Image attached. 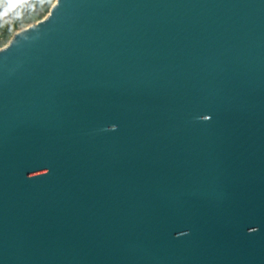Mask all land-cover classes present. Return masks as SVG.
<instances>
[{"label": "water", "instance_id": "obj_1", "mask_svg": "<svg viewBox=\"0 0 264 264\" xmlns=\"http://www.w3.org/2000/svg\"><path fill=\"white\" fill-rule=\"evenodd\" d=\"M0 264H264V0H55L16 30Z\"/></svg>", "mask_w": 264, "mask_h": 264}, {"label": "trees", "instance_id": "obj_2", "mask_svg": "<svg viewBox=\"0 0 264 264\" xmlns=\"http://www.w3.org/2000/svg\"><path fill=\"white\" fill-rule=\"evenodd\" d=\"M55 0H0V46L21 26L42 18Z\"/></svg>", "mask_w": 264, "mask_h": 264}, {"label": "rangeland", "instance_id": "obj_3", "mask_svg": "<svg viewBox=\"0 0 264 264\" xmlns=\"http://www.w3.org/2000/svg\"><path fill=\"white\" fill-rule=\"evenodd\" d=\"M22 27H24V26H21L20 28H22ZM20 28H18V29H20ZM18 29H17V30H18Z\"/></svg>", "mask_w": 264, "mask_h": 264}]
</instances>
